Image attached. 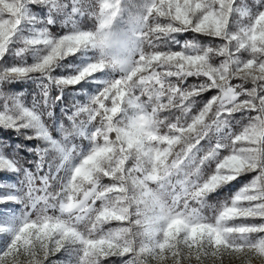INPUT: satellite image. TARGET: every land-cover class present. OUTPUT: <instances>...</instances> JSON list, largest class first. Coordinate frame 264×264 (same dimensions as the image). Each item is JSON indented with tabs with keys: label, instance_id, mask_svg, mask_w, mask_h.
<instances>
[{
	"label": "snow or ice",
	"instance_id": "snow-or-ice-1",
	"mask_svg": "<svg viewBox=\"0 0 264 264\" xmlns=\"http://www.w3.org/2000/svg\"><path fill=\"white\" fill-rule=\"evenodd\" d=\"M0 130V264H264V0H0Z\"/></svg>",
	"mask_w": 264,
	"mask_h": 264
},
{
	"label": "trees",
	"instance_id": "trees-1",
	"mask_svg": "<svg viewBox=\"0 0 264 264\" xmlns=\"http://www.w3.org/2000/svg\"><path fill=\"white\" fill-rule=\"evenodd\" d=\"M72 62H76L74 58L70 57L67 61H65L64 63H72ZM67 71H70V69H65L64 72L66 73ZM56 73L57 74H62L61 73V69L57 68L56 69ZM10 87H16L17 90H19L21 87L23 88H28L29 93L31 92V89L35 87L34 84H32L31 82L28 83H24V82H20L17 85H10ZM23 90V89H21ZM71 91L72 90H65V101L66 102H70L72 97H71ZM53 94H56V90L53 89ZM79 98V97H77ZM27 99L30 101L31 99V95L29 94ZM55 113L57 115L60 114V108L56 107L55 108ZM49 123H51V121H49ZM2 131V130H0ZM14 139H19V138H15ZM25 143L29 146L33 145L35 142L34 141H25ZM23 155L26 156L28 159H32V154L31 153H27V152H23ZM248 175H243L241 177H239L236 181H233L231 184L224 186L223 188L219 189L217 193L212 194V197L210 198L211 202L215 203L218 199H223L225 196H231L233 194V192L236 190V188L238 187V185L241 183L240 180L245 179ZM14 180V177H11ZM241 180V181H242Z\"/></svg>",
	"mask_w": 264,
	"mask_h": 264
},
{
	"label": "rangeland",
	"instance_id": "rangeland-1",
	"mask_svg": "<svg viewBox=\"0 0 264 264\" xmlns=\"http://www.w3.org/2000/svg\"><path fill=\"white\" fill-rule=\"evenodd\" d=\"M2 175L3 174H0V176H2ZM250 178H251V176L249 174L245 179H243V180L241 179L242 180V181L240 180L241 183L238 185V187L236 188V190L234 192H236L240 187H242L245 183H247ZM14 179H15V177H14ZM0 182H5V181H3L2 179H0ZM0 191H3V190L0 189Z\"/></svg>",
	"mask_w": 264,
	"mask_h": 264
}]
</instances>
